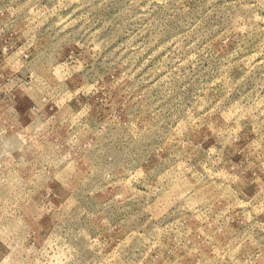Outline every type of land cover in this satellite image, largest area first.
Instances as JSON below:
<instances>
[{"label": "rangeland", "instance_id": "obj_1", "mask_svg": "<svg viewBox=\"0 0 264 264\" xmlns=\"http://www.w3.org/2000/svg\"><path fill=\"white\" fill-rule=\"evenodd\" d=\"M0 264H264V0H0Z\"/></svg>", "mask_w": 264, "mask_h": 264}]
</instances>
